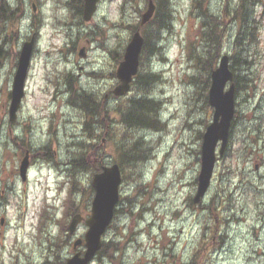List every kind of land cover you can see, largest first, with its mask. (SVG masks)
<instances>
[{
	"label": "rangeland",
	"instance_id": "obj_1",
	"mask_svg": "<svg viewBox=\"0 0 264 264\" xmlns=\"http://www.w3.org/2000/svg\"><path fill=\"white\" fill-rule=\"evenodd\" d=\"M69 1L0 0L8 14L13 12L0 28L5 51L0 66V264L52 263L51 253L63 262L70 257L73 241L83 238L86 226L81 222L74 236L67 226L73 213L89 214L92 193H76L65 203L72 179L60 163L78 159L84 144L96 143L103 148L102 163L111 165L117 145L129 147L139 136L149 147L141 150L146 161L125 169L119 214L103 237L120 250L111 256L97 253L89 264H264V0H245V14L238 19L230 14L240 0H169L168 27L158 29L154 22L142 28L148 40L137 76L146 72L156 78L139 83L135 77L129 92L118 98L112 94L117 56L147 0H101L89 23L76 4L68 8ZM202 9L224 24L222 37L208 50H215L217 58L230 57L238 85L227 147L207 193L194 204L201 143L213 113L207 102L210 82L196 59L206 54ZM153 33L159 37L149 38ZM32 38L24 97L10 122L18 55ZM82 49L83 58L78 56ZM66 77L75 91L98 102L108 93L103 125L98 117L97 126H88L85 112L66 92ZM141 97L158 103L152 115L158 111L164 119L159 132L121 121L120 111ZM26 150L30 167L21 181L18 169ZM91 177V168L80 173L78 186L87 188ZM138 184L143 188L135 193Z\"/></svg>",
	"mask_w": 264,
	"mask_h": 264
},
{
	"label": "water",
	"instance_id": "obj_2",
	"mask_svg": "<svg viewBox=\"0 0 264 264\" xmlns=\"http://www.w3.org/2000/svg\"><path fill=\"white\" fill-rule=\"evenodd\" d=\"M99 0H84L82 16L85 22H89L96 13ZM155 5L152 0L148 1L146 10L141 14L140 26L148 23L154 13ZM143 37L136 30L127 43L123 59L119 62L115 75L118 84L112 93L116 97L125 95L136 75L139 65V56L143 46ZM34 39L25 42L20 50L16 71L12 81L11 100L8 109L9 121L16 119L17 110L20 107L24 95V84L30 65ZM84 57L83 49L79 53ZM233 72L230 70L229 57L222 55L218 60L217 67L211 73V84L208 91V103L213 108L212 122L207 126L203 134L201 145L200 171L198 174L197 189L194 203H198L206 194L213 175L217 160L216 148L218 143V157H221L227 146L231 122L234 116ZM227 87V90L225 88ZM29 166V154L25 153L19 165V176L22 181L26 180ZM121 184V172L118 164L102 167L100 172L95 173L91 179V187L94 196L91 202V212L85 219L87 231L84 236L85 251L68 258L65 264H88L102 246V236L111 223L114 208L119 199V186ZM83 218L80 214L72 217L68 225V233L73 234L77 225ZM81 240L73 243L75 249Z\"/></svg>",
	"mask_w": 264,
	"mask_h": 264
},
{
	"label": "trees",
	"instance_id": "obj_3",
	"mask_svg": "<svg viewBox=\"0 0 264 264\" xmlns=\"http://www.w3.org/2000/svg\"><path fill=\"white\" fill-rule=\"evenodd\" d=\"M73 1L77 5L76 6L77 13L81 15V8L78 11V7L79 5H81V0H73ZM240 1L241 2L239 3V5H237L239 7L234 10V14H230L231 18H234V19H238L239 17L243 18L245 14L244 13L245 10H243V7L246 6L245 5L246 3L244 2L245 0H240ZM168 3H169V0H157V9H156L157 19L154 20L155 23L154 22L153 23L156 24V27L158 29H160L163 26L166 28L168 27V25L166 24V21L171 19V11L168 6ZM201 12L205 20V22L202 23V38H203V41L206 42V50H205L206 54H203V55L201 54L198 57H196V59H198L200 63V70L206 72L207 75L205 77V82L206 84H209L211 71H208V70H212L211 69L212 64H214L217 61V52H215V50L213 49L218 43V41L220 40V38L222 37V33H223L222 25L224 24L221 22L219 17H215L216 15L208 16L204 9H202ZM12 13L13 12H9L10 14L9 15L6 9L4 8V6L0 2V28L3 27L6 20L13 18ZM230 16L227 10L223 11L222 13L223 19L228 20ZM160 18H161V22H160ZM130 32H131V29H130ZM156 34L157 33H153L152 36L149 38H152ZM156 37L158 38L159 35H156ZM145 40H148V37H146ZM145 44H146V41H145ZM144 46L142 49L143 56H144V52L146 49ZM209 47L213 49L208 50ZM152 53H153V49L149 51V55H151ZM4 54H5V51L2 45L0 44V66L2 64L3 59L5 58ZM230 69H231V66H230ZM137 78L139 79V83H140V81L146 82V80L155 79L156 76L153 74H148L144 72V74L140 75V77L136 76V79ZM136 79H134L135 82H136ZM233 83L235 87H236V84L238 85V77L235 74H234ZM142 86H144L143 83L140 84L139 91L141 90ZM73 101L75 102V104H77L81 109L85 111L86 117L87 119L90 120V122L94 121V118H96L95 116L98 113V110H95L97 108V105L95 106L94 101H92V99L89 98V96H86V94H83V96L81 97L76 95V98H73ZM127 106L128 108H126L125 106L124 111H120L122 113V114L120 113L121 121L124 124L132 125L131 127L137 128L136 130H144L149 127L157 128L156 126L160 122L157 119V116L154 117L152 115V112L156 111V108L158 106L157 102L149 98L147 99V98L141 97V98H135V99L130 100ZM111 122H112V118L111 116H109V125L111 124ZM126 144L127 143L125 144L120 143L119 145H117V148H116L117 158L115 160L121 169L123 181L127 179V176L124 172L126 168H129V171H130L131 169L135 168V165L137 163L141 164V162L145 160V155L141 151V150H144L143 149L144 143H143L142 137L139 136L138 138H136V140L129 147L127 146L128 144L127 145ZM83 146L84 148L80 150V154H81L80 157L72 163V169H70L71 172L69 174V178H71L72 180H70L68 197L65 203H68L69 201H71V199H74L73 196L76 195V193H80L82 195H87L88 193L91 194L92 189L89 185L87 186V188H84V189H82L83 187L78 186V179H77L78 175H80V173H82L83 171H87L88 168H91V174H93L95 172L100 171L101 167L103 166V163H101L100 154L97 152L98 149H95L98 146L96 147V144L93 145L92 151L95 153L93 152L90 153L91 150L88 149V146L86 144H84ZM135 147L138 149L137 153L134 150ZM134 177H136V175ZM137 180L138 178H135V181ZM142 188L143 186L138 184L135 189V193L139 192L140 189ZM43 213L44 215H46V210H43ZM117 214H119L118 210L115 211V215ZM214 228H216V225L214 226ZM118 250H120V247L117 244L109 242V243L103 244L99 253L105 254L107 256H111L114 251H118ZM53 256L54 258L52 260V263L46 262V264H64L63 261H60V259H58V256L56 257L55 253L52 255V257Z\"/></svg>",
	"mask_w": 264,
	"mask_h": 264
},
{
	"label": "flooded vegetation",
	"instance_id": "obj_4",
	"mask_svg": "<svg viewBox=\"0 0 264 264\" xmlns=\"http://www.w3.org/2000/svg\"><path fill=\"white\" fill-rule=\"evenodd\" d=\"M100 1L101 0H99V3H98V7H99V4H100ZM67 5H68V8H70V9H72V8H74L75 7V3H74V1L72 0V1H69L68 3H67ZM157 5V4H156ZM80 8H82L81 10H83V0L81 1V5H79V7H78V11H79V9ZM33 9H34V5H33ZM112 56L113 57H116V54H112ZM122 58V55H118L117 56V61L119 60V58ZM121 60V59H120ZM65 81H66V83H67V93H73V92H76L75 91V89H76V87L74 86V81L71 79V78H69V77H66V79H65ZM73 81V82H72ZM91 97V96H90ZM89 97V98H90ZM105 100H108V93L107 94H104V97H103V100H100V102H98V101H94V104H95V106L97 105V108L95 109V110H98V113L96 114V118H94V121L91 123V122H89V125L88 126H90V124L91 125H95V126H97L96 125V121H97V118L98 117H100V119H101V125H103V122H105V120H106V102L107 101H105ZM107 121V120H106ZM102 128H105V129H107V127L106 126H102ZM87 132H88V130H87ZM107 132V130L106 131H104L103 133H106ZM88 136H89V138L91 139V138H93V135H92V133L90 132H88ZM99 136V135H98ZM103 139V138H102ZM30 152V151H29ZM30 155H31V153H30ZM80 251H82L81 249H80Z\"/></svg>",
	"mask_w": 264,
	"mask_h": 264
}]
</instances>
